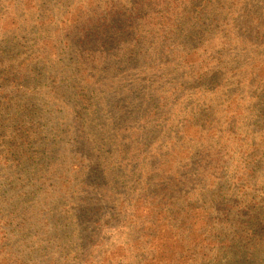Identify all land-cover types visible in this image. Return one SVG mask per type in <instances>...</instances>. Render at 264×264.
I'll list each match as a JSON object with an SVG mask.
<instances>
[{
	"label": "trees",
	"instance_id": "trees-1",
	"mask_svg": "<svg viewBox=\"0 0 264 264\" xmlns=\"http://www.w3.org/2000/svg\"><path fill=\"white\" fill-rule=\"evenodd\" d=\"M0 264H264V0H0Z\"/></svg>",
	"mask_w": 264,
	"mask_h": 264
}]
</instances>
